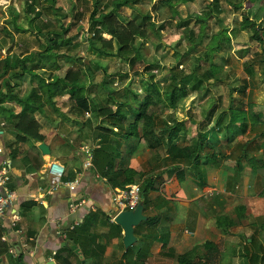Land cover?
Listing matches in <instances>:
<instances>
[{"label":"trees","instance_id":"trees-1","mask_svg":"<svg viewBox=\"0 0 264 264\" xmlns=\"http://www.w3.org/2000/svg\"><path fill=\"white\" fill-rule=\"evenodd\" d=\"M138 1L140 0H91V11L87 19L88 28L84 37L87 43L86 48L101 55L117 56L129 66V71L117 72L115 76L105 74L102 80L95 82L94 72L87 64L82 68L81 56L76 51L73 53L79 47V41L62 44L65 39L71 38L72 40V37H68V31L77 23V19L75 21L66 20V14L59 12L61 8L56 5L57 0H25V20L28 27L24 28L14 19L12 20L16 30L28 31L37 36L40 49L11 53L8 47L5 57L0 58V122L9 121L18 132L19 138L33 141L43 140V135L38 132L40 123L33 115L43 106L35 105L30 101L32 94L23 99L14 90L16 85L26 77L37 78L41 88L45 83L50 106L55 105L57 97L68 94L74 109L79 113L91 112L99 118L97 129L102 133L99 134V146L93 150V162L96 169L103 174H106L112 164V155L108 157V150H110L108 140L111 139H108L105 133L112 132L113 127L117 130H125V135L128 137L135 135L142 139L150 150L164 146L166 148L164 162L170 170L183 172L177 166L182 165L201 178L204 167H223L229 173L227 189L235 182L237 168L236 165L228 166L223 163L226 152L221 145L220 135L225 137L228 143L235 141L234 145L239 151L235 160L239 161L243 158L252 167H256L255 169L264 168V98L259 103L248 95H244L248 85L247 81L243 80V84L238 87L233 86L232 83L222 78V65L213 62L214 55L222 50V43L228 41L229 36L222 30L212 34L203 51H200L202 41L206 37L204 31L200 30L193 34L191 29L186 30V36L191 44L184 52H177L174 64L167 67L161 80H156V67L159 64L154 57L145 53L144 44L148 38V30L156 32L158 29L154 25L151 14H143L135 10L134 5ZM189 1L193 0H161V3L168 6L173 16H179L178 24L184 26L187 20H182L183 17L176 6ZM215 2L217 0L214 2L212 0V6ZM123 7H130L134 11L133 16L123 15L121 11ZM213 9L210 8L209 11L193 16L197 22L202 23L206 17L211 15ZM257 9L260 10L261 16L259 17L256 11H250L249 13L254 17L244 16L241 21L242 27L250 26L255 29V19L264 26V7ZM45 12L48 16L51 14L56 22L51 24L49 20L43 21ZM0 31L6 33L0 38L1 50V45L6 43L10 32L4 25H0ZM263 31L264 28L261 33L255 29L251 38L261 41L264 36ZM103 34L109 37L106 38ZM8 37L13 40L11 36ZM62 58L71 59L72 65L64 70L63 75L59 76L55 71L63 67ZM186 62L191 65L188 70H185L183 66ZM257 64L264 75V56L257 60ZM154 70L156 71L153 72ZM246 71L247 75L252 76L253 65H246ZM103 72L105 73V70ZM106 76L109 78L106 79ZM136 77L141 80L139 87L136 84ZM114 79L119 81L117 87L112 85ZM219 81L226 85L228 90L229 100L226 106L217 113L220 105L213 99L207 108L202 109L203 118L193 119L189 109L198 102L195 93L202 92L199 98H206L208 95L204 93ZM33 90L31 92H34ZM236 90L242 94V97L233 95V91ZM188 99H190L189 104H186ZM219 99L223 103L222 99ZM12 100L21 106L20 112L16 114L9 106L3 104ZM132 101L137 104H133ZM179 111L184 112L185 116L179 117ZM190 122L196 125L195 136L190 144L179 145L177 141L186 134ZM251 132L253 135L245 142L236 140L237 135H246ZM251 141L256 142L255 148L249 146ZM254 150L262 151L263 156L260 153L259 156L256 154L247 157L248 152ZM13 151L10 149V153ZM134 175L135 172L131 171V176L127 177V181L121 187L134 183L135 180L132 178ZM62 179L66 181L67 176L63 175ZM148 188L149 179H146L141 183V201L144 209L148 204ZM245 210V205L235 206L234 216L221 217L219 215L217 225H222L223 231L228 232L230 228L242 222ZM152 220L148 217L140 224H148ZM84 221L83 226L76 225L77 227L74 226L65 233V238L72 243L68 248L69 251L76 255L74 249L79 248L82 253L83 257L79 262L87 258L84 246L88 240H83L85 238L77 240L75 236L79 232L82 234L80 237H85L81 231L85 226ZM251 224L253 225V222ZM115 225L120 230V226ZM3 230L4 228L0 226V235ZM241 238L243 242L239 243V250L242 262L244 264H264V242L257 240L253 234L245 237L241 235ZM200 248H205L204 252L198 253ZM130 249L131 247H128L126 252ZM64 250L66 246L61 247V251ZM55 257L59 259V254L56 253ZM22 258L23 253L20 251L15 264L22 263ZM225 258L227 255L222 253L217 243L206 240L203 244L195 245L179 254L177 264H232L230 260L225 261ZM58 264L70 263L63 259Z\"/></svg>","mask_w":264,"mask_h":264},{"label":"crops","instance_id":"crops-1","mask_svg":"<svg viewBox=\"0 0 264 264\" xmlns=\"http://www.w3.org/2000/svg\"><path fill=\"white\" fill-rule=\"evenodd\" d=\"M16 37L13 34V40ZM9 45V40L1 45L0 58L5 57L8 47L10 52L15 50L14 46ZM31 50L34 48H28V51ZM64 70L63 67L60 69ZM45 88V83L41 88L37 78L26 77L14 89L23 99L32 94L30 101L43 106L33 113L40 123L38 132L43 135V140L19 138L9 121L0 122V147L4 149V156L10 164L11 178L7 186L15 192L12 205L0 216V226L4 228L0 235V264H15L20 251L23 258L19 264H51L50 261L58 264L63 259L70 264H177L179 254L206 240L224 246L227 242L224 238L232 230L224 232L222 225H217V217H233L235 206H246L245 217L237 228L247 224L253 226L247 219L256 217L258 213L253 214L254 208L250 209L247 204L250 202L248 200L256 201V197L264 199V187L258 190L256 185L257 175H260L258 171L264 168L255 169L250 164L246 166L232 157L233 165L237 168L235 183H238H233L227 189L229 173L223 167L206 166L201 178L182 165L177 166L183 172L170 170L164 162V146L150 150L142 139L135 135L128 137L125 130L113 127L112 132L105 133L111 139L108 140V157L112 155V164L103 174L93 162V150L99 146V134L102 133L97 129L99 118L91 112L79 113L68 94L57 97L55 105L50 106ZM32 89L35 93L31 92ZM3 104L9 106L14 114L21 110V106L13 100ZM95 121L94 129L98 133L91 131ZM86 132L91 133L90 137L86 136ZM79 134L83 137H78ZM84 136L94 143L90 148V167L84 166L87 155ZM193 137L184 144H190ZM41 142L48 145L49 153L40 151L38 144ZM177 143L184 145L179 140ZM10 149L14 150L13 153H10ZM228 159L231 158L226 154L223 163L226 164ZM52 161L64 166L66 181L79 180L74 190L62 184L50 191L47 165ZM131 171L135 172L132 177L135 182L141 184L149 179L148 204L144 209L141 201L142 213L146 219L151 217L155 224L151 227L147 223L140 224L141 221L134 226L136 239L126 252L128 247L123 244V230L120 225L119 230L114 222L112 194L115 188H121L127 181ZM261 178L264 179L262 176L258 181L262 182ZM238 184L245 187H242V192L234 194L231 203H227L221 196L222 192H230ZM213 190H217L215 195H209ZM79 200L84 202L76 210L70 211L69 202ZM80 218L77 226H83L85 220V226L81 229L85 237H80L82 234L79 232L75 236L77 240H88L84 246L87 258L81 262L79 260L83 256L80 249L75 248L78 252L74 249L77 254H72L68 249L72 243L58 233H66L72 222ZM65 246L66 250L61 251V247ZM204 250L200 248L198 253ZM221 250L227 255L224 260H230L233 264L237 256L234 250L225 247ZM56 253L59 259H56Z\"/></svg>","mask_w":264,"mask_h":264},{"label":"rangeland","instance_id":"rangeland-1","mask_svg":"<svg viewBox=\"0 0 264 264\" xmlns=\"http://www.w3.org/2000/svg\"><path fill=\"white\" fill-rule=\"evenodd\" d=\"M24 1L25 0H0V25L7 27L10 32L9 34L11 35L12 33V37L13 34L15 37L17 36V39L14 38V40H11V38L9 39L8 37L10 35H7L6 39L9 40V46L15 47V50L11 53H22L25 50H28V48H34V50L40 49L37 36L28 31L22 32L15 29L16 27L12 19H14L15 22L20 26L24 28L28 27V23L25 20L26 11L24 8ZM56 5L60 6L61 8L59 11L60 14H66V20L75 21L77 19V23L68 31V37H72V40L71 38L65 39L62 44L66 45L70 44L71 42L73 43L79 41L80 45L77 50H74L73 53L76 51L78 52V55L81 56L82 68H84L87 64L92 72H94L95 82L102 80V78L105 77V74L115 76L117 72L124 73L129 71V66L123 59L117 56L101 55L95 51H92L91 49L86 48L87 43L84 37L88 28L87 19L91 11V0H57ZM134 7L138 12L143 14H151L154 25L158 29L156 32H153V30H148V38L144 44L145 53L150 57H154L159 64V66L156 67L157 71H153H156V80H161L166 72L167 67L171 64H174L177 52H184L191 44L189 38L186 36V30L191 29L193 34H196L200 30L204 31L206 37L202 41L201 48L199 49L200 51H203L209 36L222 30L229 36V40L225 43H222V50L214 55L213 62L222 65V78H224L228 83H232L233 86L238 87L243 84V80H246L248 85L244 95H248L256 102H262L264 98V75L263 71L257 64V60L264 56V36L260 41L257 39H252L251 35L255 29L261 33V30H263L264 26L263 23L255 19V29H252L250 26L242 27L241 21L244 16H248L250 18L254 17L249 13L250 11H256L260 17L261 12L257 8L264 7V0H217V2L214 3V6H212V0H193L185 4L180 3L176 7L180 10V15L183 17L182 20H187V23L184 24V26H179V16H173L171 10L167 5H163L161 0H140L135 3ZM210 8H214L211 12V15L206 17L204 22H197L193 15L209 11ZM121 11L126 17H132L134 12L130 7H123ZM46 20H49L51 24L56 22L55 18H52L51 14L48 16L47 13L43 16V21ZM18 33L21 34L19 35ZM0 34V37L2 38V36H4L6 33L4 31H0ZM103 36L106 38L109 37L107 34H103ZM61 61L64 64L63 70L72 64V60H68V58H62ZM248 64L253 65L254 72L252 76L247 75L246 65ZM183 66L185 70H188L189 66L191 65L189 62H186ZM103 70H105V73ZM56 72L59 74H64V72L60 71V69H57L55 73ZM129 75H131V73ZM108 78L109 77L106 76V79ZM136 78V84L139 87L141 80ZM118 83V79H114V82H112L113 87H117ZM138 92L140 93V91ZM195 94L196 98H198L200 101L195 103L193 108L189 109V113L193 119L203 118L202 109L207 108L211 100L215 99L217 104L220 105V109L217 111V113L226 106L227 101L229 100L226 85L221 84V81L209 87V90L204 93L210 98L212 96V99L206 100L205 98H201L203 99L201 100L199 96H201L202 92H196ZM233 95H239L242 97V94L238 90L233 91ZM219 98L222 99L223 103ZM189 100L190 99L186 101V104H189ZM245 101L246 97L244 98V102ZM132 103L137 104L135 101H132ZM164 114L167 116L166 112ZM178 115L179 117L185 116L184 112L181 111L178 112ZM95 125L96 121L93 122L91 131L98 133V130L96 128L94 129ZM195 126L196 125L193 122L188 124L186 134L184 137H182V139H178L180 144L190 141L191 137H193L195 134ZM90 134V132H86V136L90 137ZM252 135L253 132L246 135H237L236 140L239 142H245V140H248V138H250ZM86 136H84L83 140L85 141L86 146L91 148L94 143L87 141L88 138H86ZM78 137L83 136L79 134ZM220 142L227 156L231 158L225 161L226 165L228 164V166H232L234 164L232 157H237L239 154L237 146L234 145L235 141L228 143L226 138L220 135ZM249 146L255 148L256 142L251 141ZM260 153L262 154L263 152H258L255 150L250 151L248 152L247 157L256 154L259 156L261 155ZM243 162L246 166L250 164L242 158L241 163ZM258 173L260 175H257V178L260 180V177H264V169H260ZM258 180L256 183L258 190L263 189L264 179H262V182ZM237 183L238 182L235 184ZM240 186L241 185L238 184L236 187L234 186L230 192L227 190L222 192V195H219L223 196L227 203H231L235 195L242 192V187H245V185L242 187ZM215 191L217 190H213L212 195H215ZM209 195H211L210 192ZM255 200L256 201L248 200L250 202L247 204L250 209L254 208L253 214L258 213L256 217L247 219V221L250 220V223L253 222V226H248L247 224V226L242 228H240L241 226H238V228L237 226L230 228L232 231L227 234L228 236L225 238L222 237V240L223 238L224 240H227L226 244L224 246L219 244L220 248L225 247L227 249L231 248L234 250L235 256H237L235 257V260H233V264H238V262L239 264H244L241 261L239 250V243L243 242L241 235L245 237L253 234L257 240L264 242V199L256 197ZM245 223L247 222L245 221ZM153 224H155L154 220L148 222V225L151 227ZM236 231L238 232V235L236 234Z\"/></svg>","mask_w":264,"mask_h":264},{"label":"built area","instance_id":"built-area-1","mask_svg":"<svg viewBox=\"0 0 264 264\" xmlns=\"http://www.w3.org/2000/svg\"><path fill=\"white\" fill-rule=\"evenodd\" d=\"M84 148L87 149L84 166L90 167L92 165V152L90 151V147L84 146ZM9 168V160L4 156V149L0 147V216L5 214L15 199V192L7 186V183L11 178ZM64 171V166L57 161H52L47 165V173L50 179V191L56 190L57 187L62 184L66 185L70 190L76 188L79 180L75 178L72 181H63L62 177ZM141 199V184L139 182H134L121 188H115L112 194L113 217L121 211L133 210L141 202ZM82 202L84 201L79 200L69 202L68 206L70 211L76 210ZM81 219L82 218L74 220L69 226V229L78 225L81 222ZM58 233L62 235L63 238L66 237L65 232L59 231Z\"/></svg>","mask_w":264,"mask_h":264},{"label":"water","instance_id":"water-1","mask_svg":"<svg viewBox=\"0 0 264 264\" xmlns=\"http://www.w3.org/2000/svg\"><path fill=\"white\" fill-rule=\"evenodd\" d=\"M38 148L43 154L49 153L48 145L43 142L38 144ZM142 209L143 205L140 202L133 210L121 211L114 217V222L120 225L123 230V244L125 247L131 246L136 239L134 226L146 219V216L142 213ZM66 244H69V242H66ZM75 252H78V249H75ZM50 263L53 264L52 261Z\"/></svg>","mask_w":264,"mask_h":264}]
</instances>
